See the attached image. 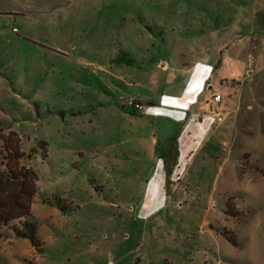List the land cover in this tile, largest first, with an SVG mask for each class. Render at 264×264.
I'll return each mask as SVG.
<instances>
[{
    "label": "rangeland",
    "instance_id": "374dc122",
    "mask_svg": "<svg viewBox=\"0 0 264 264\" xmlns=\"http://www.w3.org/2000/svg\"><path fill=\"white\" fill-rule=\"evenodd\" d=\"M196 62L241 110L163 172L153 105ZM14 149L38 247L0 226V264H264V0H0V172Z\"/></svg>",
    "mask_w": 264,
    "mask_h": 264
},
{
    "label": "crops",
    "instance_id": "0c3cea01",
    "mask_svg": "<svg viewBox=\"0 0 264 264\" xmlns=\"http://www.w3.org/2000/svg\"><path fill=\"white\" fill-rule=\"evenodd\" d=\"M189 66L182 72L188 77L182 95L169 104L153 105L161 108L162 113L165 114L166 122L162 129L171 131L165 140L164 150L159 153L162 156L161 171L163 172L171 166L170 162L173 166L178 162V169L182 173L188 171L195 161L198 149H201L204 144H209L215 134H220L221 138L226 137L232 127V122L235 121L241 110V97L239 95L236 97L235 94L229 95L222 89L223 86L215 81L217 73L214 72L212 66H208L204 62H196ZM234 76L237 78L236 75ZM221 80L222 83L226 82V76ZM217 93L222 95V101L218 112L213 114L209 112L207 101ZM131 98L140 101L143 104L142 112L145 111V103L141 99ZM198 144L199 146H197ZM160 156L159 158H161ZM35 203L36 201H34Z\"/></svg>",
    "mask_w": 264,
    "mask_h": 264
},
{
    "label": "trees",
    "instance_id": "16d2710c",
    "mask_svg": "<svg viewBox=\"0 0 264 264\" xmlns=\"http://www.w3.org/2000/svg\"><path fill=\"white\" fill-rule=\"evenodd\" d=\"M11 133L16 134L13 131ZM20 143L21 140L18 139L15 145ZM25 157L24 151L14 149L8 150L4 158L6 170L0 172V226H8L14 220H26L23 223L26 229L19 230L14 227L17 236L32 238L38 247L35 243V233L32 231L33 225L27 221L31 216L34 198L37 196L38 176L32 168L19 166V162Z\"/></svg>",
    "mask_w": 264,
    "mask_h": 264
},
{
    "label": "built area",
    "instance_id": "2783aa9c",
    "mask_svg": "<svg viewBox=\"0 0 264 264\" xmlns=\"http://www.w3.org/2000/svg\"><path fill=\"white\" fill-rule=\"evenodd\" d=\"M222 101V95L217 93L211 96L207 101V107L210 113L216 114L218 107ZM125 107L132 111L139 112L143 110V104L135 98H130L125 102Z\"/></svg>",
    "mask_w": 264,
    "mask_h": 264
}]
</instances>
